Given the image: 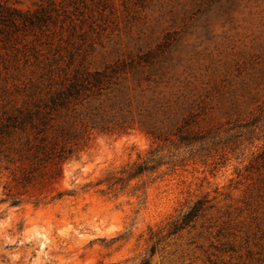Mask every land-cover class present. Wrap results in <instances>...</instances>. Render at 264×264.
<instances>
[{
    "label": "rangeland",
    "instance_id": "obj_1",
    "mask_svg": "<svg viewBox=\"0 0 264 264\" xmlns=\"http://www.w3.org/2000/svg\"><path fill=\"white\" fill-rule=\"evenodd\" d=\"M8 1L51 19L0 42V114L39 61L72 54L101 68L150 53L126 85L178 100L177 124L189 116L195 141L96 134L63 166L56 189L72 194L51 203L11 205L0 172V264H136L150 230L198 200L202 211L150 264H264V0ZM156 148L175 165L111 186Z\"/></svg>",
    "mask_w": 264,
    "mask_h": 264
},
{
    "label": "trees",
    "instance_id": "obj_2",
    "mask_svg": "<svg viewBox=\"0 0 264 264\" xmlns=\"http://www.w3.org/2000/svg\"><path fill=\"white\" fill-rule=\"evenodd\" d=\"M14 5L0 0V42L8 41L20 26L42 30L50 22L44 8L22 11ZM147 64H153L150 53L104 62L101 68L72 54L38 62L34 76L18 89L20 98L0 114V172L9 178L6 190L11 205H19L21 197H34L38 205L71 195L56 189L63 166L96 134L122 136L138 130L159 143L171 142L174 136L180 144L195 141L189 116L177 124L178 100L154 97L160 94L155 89L146 97L145 90L126 85ZM159 152L151 150L141 162L123 168L119 177L109 180L111 186L153 174L163 165H175ZM202 206L198 200L166 229L150 230L148 256L136 264H150V258L163 250L162 244L187 228Z\"/></svg>",
    "mask_w": 264,
    "mask_h": 264
}]
</instances>
